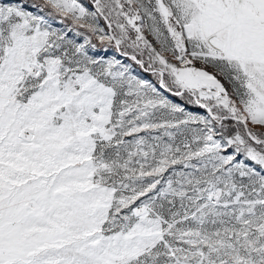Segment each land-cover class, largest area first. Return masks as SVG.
<instances>
[{"label": "snow or ice", "instance_id": "1", "mask_svg": "<svg viewBox=\"0 0 264 264\" xmlns=\"http://www.w3.org/2000/svg\"><path fill=\"white\" fill-rule=\"evenodd\" d=\"M0 264H264V0H0Z\"/></svg>", "mask_w": 264, "mask_h": 264}]
</instances>
